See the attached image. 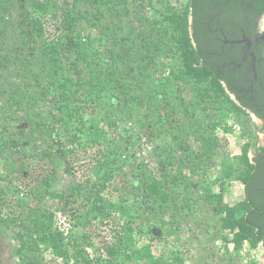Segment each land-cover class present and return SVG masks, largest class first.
I'll list each match as a JSON object with an SVG mask.
<instances>
[{"label": "rangeland", "instance_id": "rangeland-1", "mask_svg": "<svg viewBox=\"0 0 264 264\" xmlns=\"http://www.w3.org/2000/svg\"><path fill=\"white\" fill-rule=\"evenodd\" d=\"M185 2L186 0H128L127 10L130 15L113 19L111 30L124 43V47L121 44V50L123 59L129 65L130 75L125 80L111 83L109 89H101L104 94L98 103H91L89 99L75 119H67L68 130L63 131L58 122L60 113L54 109L53 104L59 87L48 86V71H41L33 61L31 70L27 71L22 67L20 73L10 79L3 80L0 77V139L4 136L2 139L8 142L10 148L5 153L0 151V219L24 217L26 209L30 207L40 209L46 216L53 214L52 228L62 234L68 255L60 259L44 250L42 256L45 264H76L75 252L78 250L88 254L96 264L98 261H108L104 246L111 244L116 232L122 233L124 227L132 229L126 230L131 241L123 245L115 264H146L154 260H159L161 264H264L262 245L253 249L246 242L239 250L235 249L232 243L235 232L231 228H224L221 221L224 215H216L214 206L209 205L205 199V187H210L214 194H221L224 204L231 206L244 198V188L238 174L247 168L239 157L245 148L250 146L251 149L263 141L264 133L260 122L249 113L236 108L234 100L227 98L228 95H222L215 108L210 103L203 102L197 106L200 99L197 84L177 83L176 86L172 83V75L178 74V68L182 65V50L168 35L163 37L165 32L162 29L169 27V24L158 20L162 19L163 13H169L167 8L172 7L177 13L182 12ZM79 8L84 7L79 4ZM92 9L89 8V11ZM24 11L23 8L7 15L15 24L22 23L20 30L27 28L26 22L20 18V13ZM28 13V18L34 16L31 11ZM58 16V19H62L63 10L59 11ZM86 18L88 20L82 18L83 27L75 24L73 28L77 31L83 29L81 37L86 44L89 42L88 46L85 45L88 51L96 50L104 58L109 57L107 48L111 46L110 37H106V31L92 25L95 21L91 19V15ZM146 19L152 23H148ZM45 25L48 41L58 35H66V32H62L59 20H50L49 17ZM30 33L31 37L25 38L29 41L27 47H22L18 41L24 37L21 33L15 35V40L18 41L15 46L11 45L13 37L6 38L17 59H32L37 52L39 39L32 31ZM75 35L73 33L72 37L75 38ZM132 44L133 49L128 53L126 50ZM150 44L154 49L148 50ZM156 46L162 47L161 50ZM152 55L157 56L156 61L160 63L159 72L147 66L148 62L153 63ZM75 61L76 56L70 55L68 60L61 63L56 79L58 85L65 78L75 84L83 73L91 72L89 66L79 64L81 73L77 74L73 65ZM127 64L123 62L117 66L123 71ZM108 65H111L110 60L107 65L94 67V75L101 74V69ZM140 71L144 75H140ZM157 77H163L162 81H170L163 99L168 102L165 114L171 120L163 114L159 118L160 108L157 107L158 99L154 94L159 82ZM128 89L134 97L125 95ZM123 91L126 92L121 93ZM35 95L39 102L32 108L27 100ZM12 98L19 102L23 100L21 108L11 101ZM11 102L12 106L4 107ZM38 114L42 117H38ZM40 119L51 127L50 135L40 133V128L35 127L41 124ZM216 119L220 125L214 131L206 129L205 132L219 139V148L214 154L213 166L207 172L209 175H204L203 171L192 170L191 152L197 154L201 150L193 133L200 129L198 121L211 124ZM97 123L105 131V138L92 144L89 127ZM144 123L149 126L148 129H143ZM178 125L186 130V134L180 135L184 138L182 144H173L176 136L173 137L172 134L178 136L180 128L177 130L172 127ZM80 126L83 133H77ZM38 133L41 134V139L32 145L30 138ZM75 133L78 138L73 137ZM46 140L51 147L43 162L39 156L41 150L47 147ZM166 145L172 146V154L177 157V166H182L183 176L178 174L181 187L170 190L172 195L168 206L159 209V204H155L153 198L146 195L142 181H149L153 173L159 178L160 173L169 171L167 166L159 164L163 159L165 163L171 161L172 154L169 158L161 155ZM43 165L44 169H41ZM26 166L33 169L38 179L40 176L50 175L54 192H70L79 184L101 187L104 176H107L110 180L108 189L98 197H88L92 201L100 200L101 197L110 200L106 210L107 217L91 223H88L90 218L76 219V216H84L86 212L85 191L68 206L61 204L52 195L42 200L30 195L29 190L15 175L19 170H26ZM228 167L232 168L233 175L225 182L222 193L220 184L223 172ZM170 169L171 175H175V168ZM189 198L191 201L187 204ZM117 203L124 204L127 213L123 214L117 208ZM2 222L0 221V264H22L18 255L20 241L16 240L17 228L6 226ZM148 247L150 253H147ZM175 258H179V261Z\"/></svg>", "mask_w": 264, "mask_h": 264}, {"label": "trees", "instance_id": "trees-1", "mask_svg": "<svg viewBox=\"0 0 264 264\" xmlns=\"http://www.w3.org/2000/svg\"><path fill=\"white\" fill-rule=\"evenodd\" d=\"M79 4L84 8H79ZM169 5V4H168ZM168 7V6H167ZM182 12L177 13L172 7L167 10L168 14L162 15V19L158 20L168 23L169 27L163 28L165 32L164 36H169L171 41L175 43L182 50V65L178 68V74H173L172 83L177 86V83H190L193 82L196 88L199 87V102L197 106L205 103H210L214 108L219 104V98L222 95H228L227 91H230L235 95V98L240 103L238 106L235 101L233 104L236 108L245 112L242 109H249L252 113H255L259 118L264 119V83L259 85L254 81L255 75L258 80L264 81V40H260L253 44L255 55L257 58L255 64V72L252 69L251 58L244 61V56L248 51L246 43H239L240 40L259 35L264 31V0H186L184 3ZM25 9L24 13H20L21 20L26 22L27 28L20 30L21 22L15 24L8 18L7 15L12 14L15 10ZM89 8H93L89 11ZM128 9V0H0V77L1 79H10L20 73L22 67L27 71L31 70V63L35 61L38 64L41 71H48V86H57L58 94L56 95L53 107L59 111L60 116L58 122L61 123L63 131L68 130L67 119H75L81 112L80 109L85 107V104L89 102L98 103L102 99L104 91L101 89H109L110 84L115 81L125 80L130 75L129 65L123 59L121 44L124 47L122 40H118L114 34H112L111 26L113 25L115 18L122 19L125 16L130 15ZM63 10L64 16L62 19H58L59 11ZM84 10V11H83ZM28 11H31L34 15L31 18ZM87 15H91L93 26L98 29L106 31V37H110L111 46L107 48L109 57H103V54L96 50L90 52L85 47L89 45L83 41L81 37V30L77 31L73 28L76 25L83 27L82 18H86ZM109 16V17H108ZM59 20L62 32H66L63 37L56 36L52 40L46 39L48 34L46 28L47 19ZM110 18L108 21L107 19ZM112 18V19H111ZM148 23H152L149 19H146ZM33 35L39 39L37 46V52L32 56V59L23 57L17 59L14 55L12 46L8 45L6 38L13 37L11 45L15 46L19 41L20 45H28V37H31L30 31ZM191 29V32H190ZM21 31V32H19ZM29 31V32H28ZM61 32V33H62ZM21 33L24 37L15 40L16 34ZM73 33H76L75 38L72 37ZM46 34V35H45ZM62 37V39H61ZM71 40H70V39ZM73 38V39H72ZM228 41V43L225 42ZM28 41V42H27ZM238 42V43H237ZM153 43V42H152ZM126 44V43H125ZM128 44V43H127ZM19 45V44H18ZM132 46H128L127 52H131ZM158 48V46H156ZM159 47L158 49L161 50ZM154 49L152 44L148 50ZM70 55L76 56V61L73 62L74 68L77 74L80 72V65L89 66L91 70L82 74V78L77 80L75 84H71L69 79H63L59 85L56 82L59 74L58 68L62 67L64 60H68ZM157 56L152 55L151 59L153 63H147L148 68L153 71L159 72L161 69L160 63L156 61ZM111 61V65L101 69V74L94 75V67H100L101 65H107L108 61ZM101 62V63H100ZM126 63L127 66L123 71H120L117 66L120 63ZM80 64V65H79ZM54 66V68H53ZM56 66V67H55ZM140 75H144L143 72H139ZM108 75V77H107ZM111 77V78H109ZM109 78V79H108ZM163 77H157L158 84L154 91L156 99H158L157 107L159 109V118L165 115L168 120V114H165V108L168 106L166 96L169 79ZM107 81V82H106ZM9 82V81H8ZM161 82V83H160ZM167 82V86L165 84ZM258 82V81H257ZM10 83V82H9ZM164 83V84H162ZM72 85V87L69 86ZM238 86L244 88L247 92L250 88L258 90L257 100L253 103L248 102L242 97L243 92H239ZM2 88V86H0ZM153 88V84H152ZM155 88V87H154ZM121 93L134 97L131 91L128 89ZM245 91V90H244ZM2 90H0V93ZM120 94V93H119ZM159 96V98H158ZM2 97V96H1ZM14 97V95H12ZM25 94L23 95V98ZM180 98V97H179ZM13 99V98H12ZM218 100V101H217ZM10 101V100H9ZM11 101H14L11 100ZM15 100L14 102L21 108L22 102ZM30 107L38 105L37 95L32 96L27 100ZM32 102V103H30ZM151 103V101L149 100ZM13 103L4 105V107H10ZM92 105V104H91ZM162 111V112H161ZM163 114V115H162ZM38 117H42L38 114ZM189 117H192L189 115ZM34 121L36 118H32ZM161 119V118H160ZM104 120V117H103ZM63 122V125H62ZM65 122V124H64ZM170 122V121H169ZM40 125L37 124L36 128H40V133L50 135L51 127L45 121H41ZM206 125V126H204ZM220 125L219 120H215L211 124L207 122L198 121L199 130L197 133H193L197 137L201 150L197 154L191 152L192 170L203 171L204 175H209L207 172L210 166H213V157L219 148V139L208 132L206 129L215 130ZM172 126V125H171ZM208 126V128H207ZM180 128V134L173 135V144L183 143V139L180 135H185L186 130L182 126H173L174 129ZM147 124H143V129H148ZM167 128V127H166ZM77 133H83L81 126L77 128ZM169 131L170 128H167ZM34 131V130H33ZM89 131L92 132L91 143L96 144L99 139L105 138V131L99 128V123L95 126L89 127ZM37 133V129L36 132ZM31 137V144L35 145L41 138V134ZM73 135L74 138H78V134ZM150 133V131H149ZM80 135V134H79ZM192 136V134H190ZM1 137L2 149L1 152L5 153L8 149V142ZM47 147L41 150V161L49 155L50 143L46 140ZM172 146H165L161 155L169 158L173 149ZM189 150H191L189 148ZM169 156V157H168ZM166 158V159H167ZM171 161L165 163V159L160 161L161 166H167V170L172 172L170 168H175V175H171V172H162L161 176L157 178L153 173L152 178L149 181H142L143 188L146 191V195L153 198L155 204H159L158 208L162 209L168 206L171 199L172 188H180L181 182L179 181L178 174L183 176L182 166H177V157L172 154ZM239 160L247 168L238 174V179L244 188V198L234 204L233 206L224 204L223 196L221 194H214L210 187H205L206 196L205 199L209 205H213L216 215H224L221 220L224 228H231L234 231L232 243L235 245V249L239 250L246 242L253 249L257 248L260 243L264 244V174H261L259 168L251 164L248 157V148L243 150V154L239 157ZM44 162V161H43ZM174 162H177L175 165ZM168 166H170L168 168ZM41 166V169H44ZM160 170V169H159ZM260 172V173H259ZM16 178L23 182V185L29 190L30 195L35 196L39 200L44 199L46 196H54L62 204L66 206L72 204L74 199L78 196H82V192H86L87 196H84L86 200V212L85 215L76 216L77 220H81L84 217L90 218L88 223L93 220H98L101 217L106 218V210L111 203L110 200H106L101 197L100 200H88V197H93L105 192L109 185L110 180L107 176H104L101 187H88L79 184L75 188H72L70 192H54L52 190V178L50 175L40 176L33 173V169H29L26 166V170L18 171L15 173ZM233 175V170L228 167L223 172L222 181L220 184V190L223 193V186L225 182ZM31 187V188H30ZM98 188V189H95ZM18 191V189L16 190ZM84 192V193H85ZM175 199V198H174ZM91 201V202H90ZM191 201L189 198L187 204ZM175 202V201H174ZM22 200L19 202L21 205ZM117 203V208L121 210L123 214L127 213L126 206L124 204ZM183 206V204H182ZM189 206V205H188ZM185 207V206H184ZM27 214L24 217L11 218L3 221L6 226L17 228L15 230L16 240L20 241L18 249V255L21 258L22 264H45L43 260V251L47 250L51 252L54 257L64 259L67 257L68 252L65 249L64 240L62 234L58 233L52 228L53 214L46 216L40 209L30 207L26 209ZM74 216V215H73ZM81 223V222H79ZM237 228L239 230L237 231ZM125 229V231H123ZM126 230L132 231L131 228H123L122 233L116 232L114 240L111 244L104 246L105 253L107 254L108 261H98V264H115L117 256L121 253V248L125 243H130L131 237L128 236ZM147 253H150L149 247ZM76 264H96L91 260L83 251H76ZM179 261V258H175ZM146 264H161L159 260L153 262H147Z\"/></svg>", "mask_w": 264, "mask_h": 264}, {"label": "flooded vegetation", "instance_id": "flooded-vegetation-1", "mask_svg": "<svg viewBox=\"0 0 264 264\" xmlns=\"http://www.w3.org/2000/svg\"><path fill=\"white\" fill-rule=\"evenodd\" d=\"M249 38H251V37H249ZM244 41H245V38L240 40L239 43H245ZM225 42L228 43L227 40H225ZM249 58H251L252 69H254V65L256 64V61H257L254 48H253V53H251V54L249 53V50L247 51V53L244 56V61L248 60ZM262 82L264 83V81H261V79L258 80V77L255 75L254 81H252V85L255 83H258L259 85H263ZM238 90H239V92L240 91L243 92L241 95L248 102L253 103L257 100V95H258L257 89L250 88V90L247 92L246 89L240 88L238 86ZM227 92H228L229 96L237 103V105L241 106L240 103L235 98V95L233 93H231L230 91H227ZM242 109L245 110V112L252 115L253 117H255L260 122L261 130L264 133V119L259 118L255 113H252L249 109H246L243 107H242ZM247 148H248L249 159H250L251 164L258 167L261 174H264V138H263V141H260V143H258L256 146L252 147L251 149H250V146H248ZM250 152H251V154H250ZM260 245L263 246V250H264V244L260 243Z\"/></svg>", "mask_w": 264, "mask_h": 264}, {"label": "water", "instance_id": "water-1", "mask_svg": "<svg viewBox=\"0 0 264 264\" xmlns=\"http://www.w3.org/2000/svg\"><path fill=\"white\" fill-rule=\"evenodd\" d=\"M260 40H264V32L260 33L259 35L254 36V37L245 39L244 42L247 44L250 54L253 53V44L255 42L260 41ZM253 70L255 72V65H254V69Z\"/></svg>", "mask_w": 264, "mask_h": 264}]
</instances>
